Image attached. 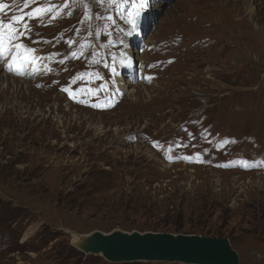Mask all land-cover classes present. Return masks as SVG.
I'll list each match as a JSON object with an SVG mask.
<instances>
[{
  "label": "rangeland",
  "instance_id": "374dc122",
  "mask_svg": "<svg viewBox=\"0 0 264 264\" xmlns=\"http://www.w3.org/2000/svg\"><path fill=\"white\" fill-rule=\"evenodd\" d=\"M6 1L30 32H0V64L23 44L50 72L0 76V264H116L71 234L118 231L225 238L264 264V0ZM106 80L119 106L78 108ZM238 159L254 169L217 168Z\"/></svg>",
  "mask_w": 264,
  "mask_h": 264
},
{
  "label": "water",
  "instance_id": "95a60500",
  "mask_svg": "<svg viewBox=\"0 0 264 264\" xmlns=\"http://www.w3.org/2000/svg\"><path fill=\"white\" fill-rule=\"evenodd\" d=\"M79 248L87 255H102L116 264L179 262L183 264H239L228 239L168 233H102L83 236Z\"/></svg>",
  "mask_w": 264,
  "mask_h": 264
},
{
  "label": "snow or ice",
  "instance_id": "6c2138e0",
  "mask_svg": "<svg viewBox=\"0 0 264 264\" xmlns=\"http://www.w3.org/2000/svg\"><path fill=\"white\" fill-rule=\"evenodd\" d=\"M6 7H8V5L0 4V9L6 8ZM35 11L37 14H39L40 12L44 11V9L37 8ZM20 19L21 18L19 17H14L13 20L11 22H8L7 24H5L3 20H0V32H4L5 30H7L8 35L11 38L18 31V29L14 27V24ZM16 47L18 49H23L26 53L28 52V50L24 47L23 44H18L16 45ZM23 59L24 61L29 62V63L35 62V58L29 55H25ZM20 66L21 65L19 63V57L14 55L11 61L8 63V70L13 71L14 68L19 69Z\"/></svg>",
  "mask_w": 264,
  "mask_h": 264
},
{
  "label": "bare ground",
  "instance_id": "6f19581e",
  "mask_svg": "<svg viewBox=\"0 0 264 264\" xmlns=\"http://www.w3.org/2000/svg\"><path fill=\"white\" fill-rule=\"evenodd\" d=\"M33 19V18H32ZM254 32H256V31H254ZM258 36V35H257ZM12 56H14V55H12ZM11 57V56H10ZM6 60V59H5ZM11 60V59H10ZM9 60V61H10ZM26 62H24L23 64H25ZM35 63H36V60H35V62L34 63H30V66H35ZM22 67H19V69H16V68H14L13 69V73L14 74H20V75H22L21 74V72H22ZM9 73L6 71V68L3 66V67H0V76L1 77H3V78H9V77H11V76H9L8 75ZM124 85V84H123ZM61 121V120H60ZM119 232V231H118ZM72 236H73V242H74V244H75V246H80V245H85V243L87 242V240H86V238H84V237H82V236H79V235H77V234H75V233H73V234H71Z\"/></svg>",
  "mask_w": 264,
  "mask_h": 264
},
{
  "label": "trees",
  "instance_id": "16d2710c",
  "mask_svg": "<svg viewBox=\"0 0 264 264\" xmlns=\"http://www.w3.org/2000/svg\"><path fill=\"white\" fill-rule=\"evenodd\" d=\"M76 196L80 197L78 194ZM124 264H144V263H124Z\"/></svg>",
  "mask_w": 264,
  "mask_h": 264
}]
</instances>
